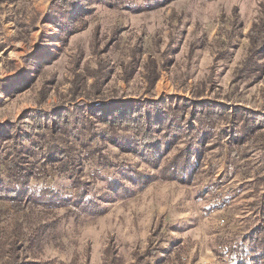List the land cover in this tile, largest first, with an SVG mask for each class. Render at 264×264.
Listing matches in <instances>:
<instances>
[{
    "label": "rangeland",
    "instance_id": "obj_1",
    "mask_svg": "<svg viewBox=\"0 0 264 264\" xmlns=\"http://www.w3.org/2000/svg\"><path fill=\"white\" fill-rule=\"evenodd\" d=\"M152 61L160 76L148 90ZM163 99L169 119L154 115L153 149L108 121L141 110L146 132L151 103ZM62 107L80 109L111 164L91 154L78 179L49 166L22 195L7 192L22 182L6 164L36 137L33 111ZM247 114L264 115V0H0V218L17 196L28 217H61L57 238L37 250L35 228L14 233L10 223L0 264H236L232 251L262 227L264 207V136L234 140ZM168 122L176 128L165 134ZM256 128L264 135V118Z\"/></svg>",
    "mask_w": 264,
    "mask_h": 264
},
{
    "label": "trees",
    "instance_id": "obj_2",
    "mask_svg": "<svg viewBox=\"0 0 264 264\" xmlns=\"http://www.w3.org/2000/svg\"><path fill=\"white\" fill-rule=\"evenodd\" d=\"M116 1L121 2V0H112V3ZM255 33L256 31L254 30L252 32L253 37ZM132 48L133 49L130 52L131 58L127 66L129 70L135 71L136 66H134V64L137 61L132 56V52L134 55V53L142 48V45L135 44ZM105 65H107L106 62L104 60L101 61L99 63L100 67L97 71L99 72L104 68ZM129 70H126V74L129 73ZM145 73V80L148 86L147 88L148 90H150L154 87L160 76V70L155 61H152V63H149L147 65V72ZM97 84H95L94 82V84L92 85L95 88L97 87ZM95 90L93 91L94 94L96 93ZM97 92L99 93V90H97ZM88 94L90 93H87V97ZM103 99H105L104 96L100 97V95H98V97L93 98V100L91 101L95 105L97 104L98 108L100 109L99 105H105ZM180 101H183V99H180ZM81 103L85 102H78L76 103L77 105L75 104V106H82ZM164 103H166L164 99L158 102L151 103V105H156L157 107H154L153 111H151V113L153 114L152 118H148L149 120H146L147 127L143 129L146 130V132H141L139 129L141 123L138 121L143 119L141 117L143 114L141 110L134 111L133 109H124L123 111L121 110L122 112H119V110H117L116 113H109V115H107L108 121L112 123V127L128 126L127 128L136 132L135 134L139 138H136L135 142L138 144H161V142L158 141L157 138L151 135L152 129L150 128L152 127V125L158 126L161 123L160 119L153 118L154 115H166L168 121L169 115L166 110L162 108V104ZM68 109L69 108L62 107L60 108V111L58 113L54 114H52V111L49 112L48 110L44 109H35L33 111L32 119L34 120V123L29 124L30 126L28 131H30V133L32 134L34 133L33 135L36 137H33V139H31L30 146L21 145L22 149H18V147L15 146L12 150V159H10L6 164V170L9 171L8 174H11V176H15L16 178L20 177L22 179V182H20L21 184H19V186L17 185L18 187H16L15 189H13L12 187H7V192H12L15 195H22L26 190V184H28V182L32 178L38 177L45 173L48 170L49 166L61 173L72 175L74 179H78V173H80L84 169V160L89 159L91 154H97L101 157V159L111 164V161L108 160V158L102 153L101 149H99L98 143H96L98 136L92 124L86 123L88 119H80L78 115H76L77 110L80 109H75L76 111H69ZM201 109V105H197L192 109L194 120H197V118L200 119L199 112H201ZM216 109H219L221 112L223 111L219 107H217ZM103 110L104 109L101 108L100 111H94V115L101 117L103 114ZM70 113L72 116L70 115ZM120 113L122 114L118 115ZM249 115L250 114H247V118L241 125H237L235 127L234 140L239 142L240 147L244 144V140L239 141L241 138H248V140L251 139V142H257L256 140L259 136H264L262 134L259 135V129L257 130L256 128L258 126L259 119L264 118V115H253L252 118H249ZM47 116H49V118H46ZM73 116H76L75 119L73 121H70ZM170 116L176 119L181 118L180 114H170ZM68 117H70V119H68ZM52 118H55L57 120V123H55V125L52 124V126L49 127V120ZM42 119L48 120L47 126L41 123ZM169 125L170 126H167L168 128H165L164 130L165 134H168L170 130L176 128L172 125V123H169ZM45 128H50V130L45 132L43 131ZM158 132L160 133V131ZM109 133L110 132H107L106 134ZM151 145L149 149L154 148ZM74 151L76 153H74ZM237 157V152L232 149V158L236 159ZM178 168V166H172V169L176 170ZM4 184L5 182L1 183L2 188L6 186V184ZM24 206L25 204L22 202L20 197L17 196L13 199L12 208L4 211L5 215L7 216L3 219L0 218V237L2 238L5 234L10 235L11 232L8 231L10 223H12V226H14L13 232L17 233L22 230L24 222H29L27 225L29 227L26 226V228H35V230H33L32 234H30L29 236L31 249L37 250L38 248L45 245L48 240L51 241L53 239H56L58 234V227L61 222V217L54 219H49L47 217H45L44 219L43 217H28L29 215L25 214L26 212L23 213L24 210L22 209V207L24 208ZM28 208H31V205H29ZM35 212L36 211L32 210L33 214ZM261 213L262 217L260 218H262V227L255 229L252 234L247 235V237L244 239L247 243L244 244L243 247H240L239 250L235 249L232 251V260L236 261V264H264V254L258 252L257 248L255 247L264 245V207H262ZM18 214H20V217H16V215ZM22 214H25L24 218L21 217ZM6 224L8 225L6 226ZM18 246H20V244L14 246L11 251H14V249H16V247ZM249 246H252L254 249L249 250Z\"/></svg>",
    "mask_w": 264,
    "mask_h": 264
}]
</instances>
